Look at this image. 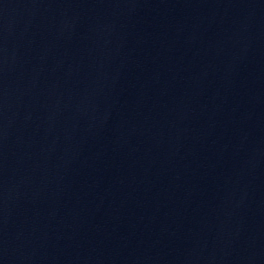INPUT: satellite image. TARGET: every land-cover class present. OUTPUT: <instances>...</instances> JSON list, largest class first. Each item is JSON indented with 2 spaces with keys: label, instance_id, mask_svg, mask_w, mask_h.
<instances>
[{
  "label": "water",
  "instance_id": "1",
  "mask_svg": "<svg viewBox=\"0 0 264 264\" xmlns=\"http://www.w3.org/2000/svg\"><path fill=\"white\" fill-rule=\"evenodd\" d=\"M0 264H264V0H0Z\"/></svg>",
  "mask_w": 264,
  "mask_h": 264
}]
</instances>
